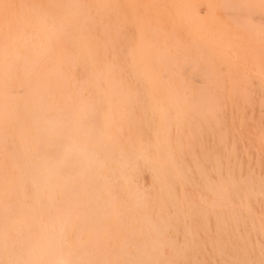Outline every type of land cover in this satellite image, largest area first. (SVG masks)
Returning a JSON list of instances; mask_svg holds the SVG:
<instances>
[{"label": "bare ground", "instance_id": "bare-ground-1", "mask_svg": "<svg viewBox=\"0 0 264 264\" xmlns=\"http://www.w3.org/2000/svg\"><path fill=\"white\" fill-rule=\"evenodd\" d=\"M0 264H264V0H0Z\"/></svg>", "mask_w": 264, "mask_h": 264}, {"label": "rangeland", "instance_id": "rangeland-1", "mask_svg": "<svg viewBox=\"0 0 264 264\" xmlns=\"http://www.w3.org/2000/svg\"><path fill=\"white\" fill-rule=\"evenodd\" d=\"M232 62H233V61H232ZM235 62L238 63L237 60H236ZM235 62H234V63H235ZM246 65H247L248 67H246ZM239 66H242L243 69H244V68L246 69V70L244 69L245 73H250L251 68H249V64H248V63H246L245 66H244V65H239ZM248 68H249L250 70H249ZM247 69H248V70H247ZM247 71H249V72H247ZM251 73H252V72H251ZM251 73H250V76L253 77V76H254V75H253L254 73H253V74H251ZM254 77H257V75H255ZM254 81H255V82H258L257 79L254 80ZM145 129H146V131H147V128H145ZM149 129H151V130H149ZM148 130H149V131H148L147 133L150 132V134H151V132H152L153 130L156 131V132L158 131L157 128H156V130H155L154 127H152V128H148ZM154 133H155V132H152V134H154ZM153 138H154V137H153ZM157 158L160 159L158 162L163 161V160H162V157H161L160 154H158V155H157V154L154 155V159H155L156 161H157ZM151 181H152V180L150 179L149 176H147V175L144 176V178H143V183L145 184V186H149L150 183L152 184Z\"/></svg>", "mask_w": 264, "mask_h": 264}]
</instances>
